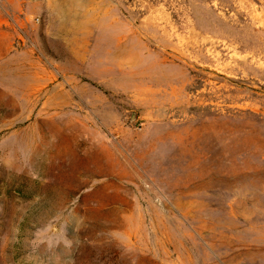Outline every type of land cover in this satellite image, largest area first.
<instances>
[{
  "label": "rangeland",
  "instance_id": "1",
  "mask_svg": "<svg viewBox=\"0 0 264 264\" xmlns=\"http://www.w3.org/2000/svg\"><path fill=\"white\" fill-rule=\"evenodd\" d=\"M0 264H264V0H0Z\"/></svg>",
  "mask_w": 264,
  "mask_h": 264
}]
</instances>
